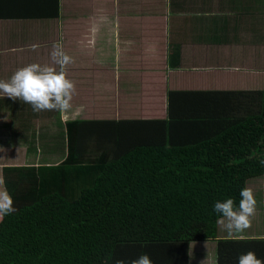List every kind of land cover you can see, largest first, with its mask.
<instances>
[{"label":"trees","instance_id":"16d2710c","mask_svg":"<svg viewBox=\"0 0 264 264\" xmlns=\"http://www.w3.org/2000/svg\"><path fill=\"white\" fill-rule=\"evenodd\" d=\"M166 99L162 119L67 121L61 142H48L59 163L5 166L16 211L0 221V264H131L143 253L190 264L193 245L208 241H218V264L250 250L264 259V239H219L213 211L226 198L238 206L264 176V85L169 88ZM20 144L43 155L41 142Z\"/></svg>","mask_w":264,"mask_h":264},{"label":"crops","instance_id":"0c3cea01","mask_svg":"<svg viewBox=\"0 0 264 264\" xmlns=\"http://www.w3.org/2000/svg\"><path fill=\"white\" fill-rule=\"evenodd\" d=\"M149 1L155 2L150 10L141 7L147 0H0V80L32 63L51 65L50 53L58 44L73 58L67 78L76 85L70 109L60 111L64 123L143 118L144 110L131 104L137 92L144 96L138 106L147 103V86L166 104L169 88L246 90L264 85V0ZM168 6L171 31L168 27L161 46L154 48L147 35L168 20ZM134 69H140L136 78ZM36 113L22 99L13 101L0 92V178L5 166L26 165L28 159L34 163L40 156L24 151L20 142H57V112ZM249 185L257 202L251 227L233 236L219 227V239H264V176ZM217 242L193 245L190 264H218Z\"/></svg>","mask_w":264,"mask_h":264},{"label":"clouds","instance_id":"9594fccd","mask_svg":"<svg viewBox=\"0 0 264 264\" xmlns=\"http://www.w3.org/2000/svg\"><path fill=\"white\" fill-rule=\"evenodd\" d=\"M50 57L51 65L32 63L17 69L8 80H0V92L13 101L22 99L30 104L35 112L70 109L71 100L76 94V85L73 80L67 78V66L74 62L73 58L58 44L53 45ZM260 163L264 164V160ZM3 184L4 181L0 178V219L16 211L12 196L6 187H2ZM256 203L253 189L250 187L240 190L238 206L233 198L216 201L213 211L220 217L216 221L217 225L228 236L243 234L251 227ZM116 264H125V261L117 260ZM131 264H153V261L148 254L143 253L132 260ZM238 264H264V259L258 258L256 253L250 250L239 256Z\"/></svg>","mask_w":264,"mask_h":264},{"label":"rangeland","instance_id":"374dc122","mask_svg":"<svg viewBox=\"0 0 264 264\" xmlns=\"http://www.w3.org/2000/svg\"><path fill=\"white\" fill-rule=\"evenodd\" d=\"M68 1L71 2V0H68ZM164 8H165V6H164ZM166 10H168V20L165 21L160 26H158L155 29L154 32H151V33H149L147 35V37L149 39H151L150 46H152L154 48H159L161 46V43H162V40H163V36H164L165 32L167 31L168 27H169V33L171 31V24H170L169 20H170V16H173V14L171 12V7L170 6H168ZM118 13H119V11H118ZM109 27H114V25L109 26ZM113 33L114 32H112L111 34H113ZM166 37H167V39L169 38L168 36H166ZM116 45H117V42H116ZM130 48H131V45H130ZM132 52H133V50L131 48V53ZM127 53L128 52H126L125 54H127ZM166 71H165V73H166ZM139 74H140V69H134L133 72H132L133 78H136ZM151 79H153V81H151V83H156V79H157L156 77L152 76ZM134 84H135V81H134ZM159 90H160L159 92L162 94L163 93V91H162L163 87L160 86ZM132 92H135L134 85H133V88H132ZM147 92H148V94L146 93L147 103H146V101H143V104L145 106V110L143 112V118H152V117L153 118H157L158 116H166V113H167L166 108L167 107H166V104L162 103L163 102L162 96L158 95L157 93L152 96V94L154 92H156V91L149 92L148 91V86H147ZM133 95H134V102H133V104H131V108L133 107V108H138L139 110H143L142 106H138V99L140 97H144V96H142L140 94V92H137V93H135ZM3 101L6 103L5 100H3ZM117 103L119 104V102H117ZM146 108H149V110L146 109ZM61 120H62V118H59L58 115L56 117H54V119H53V124L55 126V131L53 133L57 135V138H58L57 142H61L60 134H61L63 128L65 127V123L62 122ZM41 124H44V123L42 122ZM49 144L50 143H48V142H41V147L40 148L42 150L43 155L42 156H38L37 159L34 158L32 160L34 163L38 164V163H41L43 161L45 162L46 159L50 163H59V162H61L63 160L64 154L60 153V152H57L56 146L51 147V146H49ZM22 149L24 151L26 150V148H24V147H22ZM25 162L29 163L30 161L28 159V160H25Z\"/></svg>","mask_w":264,"mask_h":264}]
</instances>
